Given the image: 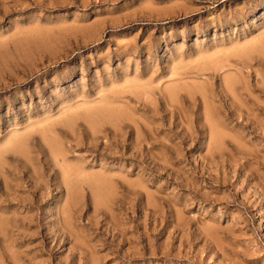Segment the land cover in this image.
<instances>
[{
  "label": "rangeland",
  "instance_id": "374dc122",
  "mask_svg": "<svg viewBox=\"0 0 264 264\" xmlns=\"http://www.w3.org/2000/svg\"><path fill=\"white\" fill-rule=\"evenodd\" d=\"M0 264H264V0H0Z\"/></svg>",
  "mask_w": 264,
  "mask_h": 264
}]
</instances>
